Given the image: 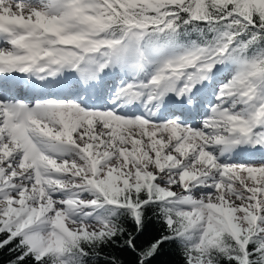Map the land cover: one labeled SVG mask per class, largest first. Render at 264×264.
Here are the masks:
<instances>
[{"label": "snow or ice", "instance_id": "snow-or-ice-1", "mask_svg": "<svg viewBox=\"0 0 264 264\" xmlns=\"http://www.w3.org/2000/svg\"><path fill=\"white\" fill-rule=\"evenodd\" d=\"M5 248L264 264V0H0Z\"/></svg>", "mask_w": 264, "mask_h": 264}, {"label": "trees", "instance_id": "trees-1", "mask_svg": "<svg viewBox=\"0 0 264 264\" xmlns=\"http://www.w3.org/2000/svg\"><path fill=\"white\" fill-rule=\"evenodd\" d=\"M115 254L120 261H123V264H128V262L132 258L127 252L125 253L116 252ZM11 259H13V255L9 253L7 248L0 250V264H9V261ZM157 260L162 262H169V264H178L179 257L176 255L174 251H168L165 254L158 257ZM153 264H156V262L154 261Z\"/></svg>", "mask_w": 264, "mask_h": 264}]
</instances>
